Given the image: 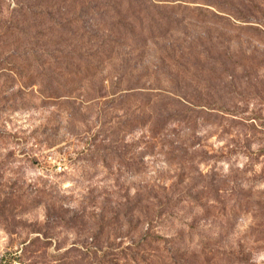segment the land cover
<instances>
[{
	"label": "rangeland",
	"instance_id": "1",
	"mask_svg": "<svg viewBox=\"0 0 264 264\" xmlns=\"http://www.w3.org/2000/svg\"><path fill=\"white\" fill-rule=\"evenodd\" d=\"M75 1L0 0V264H264V0Z\"/></svg>",
	"mask_w": 264,
	"mask_h": 264
},
{
	"label": "trees",
	"instance_id": "2",
	"mask_svg": "<svg viewBox=\"0 0 264 264\" xmlns=\"http://www.w3.org/2000/svg\"><path fill=\"white\" fill-rule=\"evenodd\" d=\"M73 1L76 2L75 0H73ZM78 3H79V2H78ZM78 3H77V6H78V7L76 8L77 10L74 11V16H75V17H79L82 13H84L83 9L85 8V7H84V5H85V0H82L81 3H79V4H78ZM56 5H57V3H56L55 1H53V2H51V3H48L47 6L50 7V8H55ZM41 6H43V8H47L45 4H42ZM68 22H71V20L68 21ZM79 22H80V21H77V23H79Z\"/></svg>",
	"mask_w": 264,
	"mask_h": 264
},
{
	"label": "built area",
	"instance_id": "3",
	"mask_svg": "<svg viewBox=\"0 0 264 264\" xmlns=\"http://www.w3.org/2000/svg\"><path fill=\"white\" fill-rule=\"evenodd\" d=\"M57 168H58V170H62V166L60 164L58 165Z\"/></svg>",
	"mask_w": 264,
	"mask_h": 264
}]
</instances>
